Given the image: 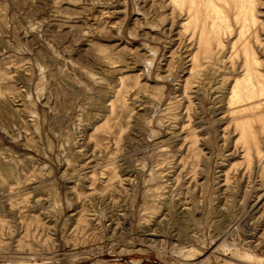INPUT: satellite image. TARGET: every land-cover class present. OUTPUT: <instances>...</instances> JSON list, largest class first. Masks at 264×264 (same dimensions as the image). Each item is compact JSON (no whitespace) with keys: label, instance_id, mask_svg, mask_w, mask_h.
Segmentation results:
<instances>
[{"label":"rangeland","instance_id":"1","mask_svg":"<svg viewBox=\"0 0 264 264\" xmlns=\"http://www.w3.org/2000/svg\"><path fill=\"white\" fill-rule=\"evenodd\" d=\"M263 103L264 0H0V264H264Z\"/></svg>","mask_w":264,"mask_h":264},{"label":"bare ground","instance_id":"2","mask_svg":"<svg viewBox=\"0 0 264 264\" xmlns=\"http://www.w3.org/2000/svg\"><path fill=\"white\" fill-rule=\"evenodd\" d=\"M242 1H244V0H242ZM216 9H217V7H216ZM219 9V8H218ZM218 9H217V11H218ZM240 9H242V11L243 12H245V14L246 13H249V14H251V20H253L254 19V17H253V15H252V9L250 8V7H244V5L243 4H241L240 5ZM219 12V11H218ZM219 15H220V13H218ZM221 17V16H220ZM244 19V18H243ZM244 28V27H243ZM246 48V47H245ZM246 52V51H245ZM245 56H246V54H245ZM247 57V56H246ZM248 71V70H247ZM248 89V88H247ZM245 91V90H244ZM243 92V91H242ZM244 93H246L247 95H249L250 93H252L250 90H247V91H245ZM252 95H253V93H252ZM264 104V103H263Z\"/></svg>","mask_w":264,"mask_h":264}]
</instances>
